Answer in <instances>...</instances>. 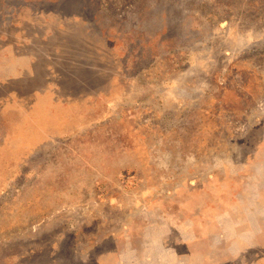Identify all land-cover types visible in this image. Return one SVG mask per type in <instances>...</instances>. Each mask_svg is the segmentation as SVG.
<instances>
[{"label": "rangeland", "instance_id": "obj_1", "mask_svg": "<svg viewBox=\"0 0 264 264\" xmlns=\"http://www.w3.org/2000/svg\"><path fill=\"white\" fill-rule=\"evenodd\" d=\"M162 255L264 264V0H0V264Z\"/></svg>", "mask_w": 264, "mask_h": 264}, {"label": "crops", "instance_id": "obj_2", "mask_svg": "<svg viewBox=\"0 0 264 264\" xmlns=\"http://www.w3.org/2000/svg\"><path fill=\"white\" fill-rule=\"evenodd\" d=\"M122 167H129V165H127V163L124 161V162H121V163H118V165H117V169H118V171L122 168ZM161 259H159V258H157V260H158V262L160 263V264H167V263H169V259L168 258H166L164 255H162L161 257H160ZM158 263V264H159ZM172 264H174V260L172 261Z\"/></svg>", "mask_w": 264, "mask_h": 264}]
</instances>
